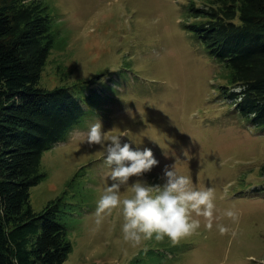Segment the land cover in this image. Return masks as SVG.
<instances>
[{"label": "rangeland", "instance_id": "374dc122", "mask_svg": "<svg viewBox=\"0 0 264 264\" xmlns=\"http://www.w3.org/2000/svg\"><path fill=\"white\" fill-rule=\"evenodd\" d=\"M44 2L61 47L51 50L40 85H66L84 107L83 119L43 151L45 176L29 189L35 211L61 198L72 243L63 264H264V190H254L264 185V125L234 110L227 70L189 28L188 6L203 0ZM98 120L106 134L126 130L123 139L159 160L132 180L162 184L165 166L175 165L194 186L213 188L214 226L200 217L201 227L179 243L152 239L137 247L122 239L119 210L97 226L96 202L110 183L103 150L87 142ZM229 208L237 221L224 215Z\"/></svg>", "mask_w": 264, "mask_h": 264}, {"label": "trees", "instance_id": "16d2710c", "mask_svg": "<svg viewBox=\"0 0 264 264\" xmlns=\"http://www.w3.org/2000/svg\"><path fill=\"white\" fill-rule=\"evenodd\" d=\"M188 12L190 29L227 70L235 110L264 125V0H203ZM53 19L44 0H0V264H63L72 251L61 198L39 211L29 203L30 187L45 176L43 151L84 116L68 86L40 85L51 50L61 47Z\"/></svg>", "mask_w": 264, "mask_h": 264}, {"label": "clouds", "instance_id": "9594fccd", "mask_svg": "<svg viewBox=\"0 0 264 264\" xmlns=\"http://www.w3.org/2000/svg\"><path fill=\"white\" fill-rule=\"evenodd\" d=\"M126 136V130L106 134L100 120L87 131L88 144L101 147L110 170V183L96 202L95 224L102 225L114 210H119L123 218L122 239L133 247L152 239L167 238L174 244L179 243L201 227L200 217L205 218V226L211 229L217 219L215 190L194 186L191 176L181 174L175 165L165 166L162 184L132 180L150 172L159 160L151 148L133 147L135 142L123 139ZM122 190L131 194L122 195ZM224 215L233 221L239 218L232 208L226 209ZM217 226L222 234L229 231L226 225Z\"/></svg>", "mask_w": 264, "mask_h": 264}]
</instances>
